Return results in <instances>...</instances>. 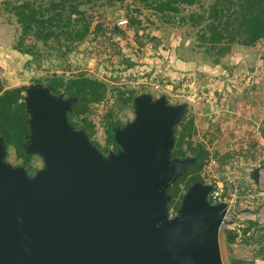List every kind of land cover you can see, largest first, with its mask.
<instances>
[{
    "label": "water",
    "instance_id": "water-1",
    "mask_svg": "<svg viewBox=\"0 0 264 264\" xmlns=\"http://www.w3.org/2000/svg\"><path fill=\"white\" fill-rule=\"evenodd\" d=\"M24 103L29 148L47 169L30 182L0 147V264H222L224 204L208 203V184L193 183L166 220V189L188 167L170 155L179 109L143 99L106 163L53 97Z\"/></svg>",
    "mask_w": 264,
    "mask_h": 264
},
{
    "label": "rangeland",
    "instance_id": "rangeland-1",
    "mask_svg": "<svg viewBox=\"0 0 264 264\" xmlns=\"http://www.w3.org/2000/svg\"><path fill=\"white\" fill-rule=\"evenodd\" d=\"M16 1L23 0H0V79L3 87L25 85L23 100L28 92H43L63 105L68 119V112L77 98L62 93L61 96L53 95L49 79L66 80L85 75L104 82V99L90 103L84 115L90 123L87 128H91L93 134L88 135L86 130L69 124L72 130L81 131L83 139L95 147L102 161L110 163L111 156L117 154L111 146L103 149L108 122L118 120L121 125H114L112 132L113 136L121 134L136 124L143 99L151 104L159 102L168 109H179L170 132L172 147L176 138L174 127L180 129L188 119L193 120L192 135L187 138L193 146L201 144L208 150L206 164L211 158L227 159L235 144L244 143L254 148L264 143V96L258 94V88H264V58L260 60L264 39L252 49L234 43L229 53L215 59L206 46L198 44L199 26L180 20L190 12H201L213 0L182 5L180 12L175 14L157 11L153 0H92L81 5L91 22L90 32L82 41L51 39L43 42L27 35L22 44L18 43L21 28L15 16L5 10ZM35 1L44 5L47 2ZM126 18L125 24H118ZM130 90L134 91L131 100L123 102ZM256 114L259 120H255ZM29 144L27 137L23 145L24 150L31 152V159L23 165L14 148L0 140L3 163L10 169L23 171L25 177L34 182L47 167L42 156L30 150ZM178 159H186L187 169L195 161L190 153ZM219 167L211 168L217 173ZM202 169L200 183L207 184L206 169ZM189 187L180 184L181 203ZM168 188L165 195L170 198L165 205L166 220L170 221L179 212L174 208L173 195L167 192ZM177 200L175 198V203ZM224 233L219 229L220 255L222 264H230L232 249L225 246Z\"/></svg>",
    "mask_w": 264,
    "mask_h": 264
},
{
    "label": "trees",
    "instance_id": "trees-1",
    "mask_svg": "<svg viewBox=\"0 0 264 264\" xmlns=\"http://www.w3.org/2000/svg\"><path fill=\"white\" fill-rule=\"evenodd\" d=\"M45 1H47L45 2L46 5L36 3L35 0L16 1L6 7L5 10L15 16L21 28V38L18 43L22 44L23 38L27 35L43 42L51 39L82 41L87 36L90 32V16L81 9V5L92 0ZM138 1L147 2L149 0ZM196 1L153 0L152 5L161 13L175 14L180 12L182 5H193ZM126 19L128 21V18ZM180 20L189 23L191 26H199L198 44L206 46L214 54L215 59H219V57L230 52L231 45L234 43L252 47L264 39V0H213L201 12H190L186 16H181ZM113 29L117 30L118 27H113ZM48 85L54 95L63 93L67 97L77 98V102L71 106V110L68 112L69 124L82 128L87 131L88 135H92L91 128H87L90 123L84 115L88 111L90 103H98L104 99L106 84L85 75H78L66 80L61 77H53L49 79ZM25 87V85H21L4 88L0 79V136L7 146L14 148L15 155L22 160L23 165L29 163L31 159V155L25 152L23 145L26 141V135L30 131L27 122L29 115L23 100ZM133 93L134 91L130 90L123 102L130 101ZM114 125H121V123L118 120L108 122L104 150H107L109 146L114 150L119 149V145L113 137L112 127ZM174 131L176 138L170 151L171 157L185 158L189 153L195 157V161L167 190L173 195L174 208L179 209L183 197L182 192H179L181 190L180 184L185 183V188H187L203 179V176L200 177L199 171L207 162L208 150L201 144L193 146L187 138L192 135L193 131L191 118L183 123L180 129L177 126L174 127ZM93 143L99 147L97 142ZM216 159L219 163L223 162L218 157ZM175 198H178L176 203ZM258 226L264 227L262 224ZM252 227L249 223L246 230L250 231ZM226 234V240L231 243L234 240V234L232 235L230 232ZM248 236H245L243 240Z\"/></svg>",
    "mask_w": 264,
    "mask_h": 264
},
{
    "label": "built area",
    "instance_id": "built-area-1",
    "mask_svg": "<svg viewBox=\"0 0 264 264\" xmlns=\"http://www.w3.org/2000/svg\"><path fill=\"white\" fill-rule=\"evenodd\" d=\"M126 22L127 19H124L118 24ZM211 167H219L217 173ZM204 168V179L210 186L206 199L211 205L224 204L220 229L233 233L234 243L238 244L250 234L246 230L244 214H253L264 206V188L248 174L252 170L264 168V143L254 148L244 143L235 144L229 157L222 163L211 158Z\"/></svg>",
    "mask_w": 264,
    "mask_h": 264
},
{
    "label": "crops",
    "instance_id": "crops-1",
    "mask_svg": "<svg viewBox=\"0 0 264 264\" xmlns=\"http://www.w3.org/2000/svg\"><path fill=\"white\" fill-rule=\"evenodd\" d=\"M246 49H252V47ZM262 58H264V52L261 54L260 60ZM258 94L264 96V88H258ZM262 118L264 119V116ZM257 119L259 120V116L256 114L255 120ZM252 137L256 136L252 135ZM248 174L264 188V168L252 170ZM244 217L247 225L250 223V226H253L250 235L245 240L238 244H235L234 240L229 243L226 240L227 234L224 233L225 246L232 249V252H229L230 264H264V227L258 226L264 225V206L253 214H244ZM248 220L249 222H247ZM257 229H260V231L257 232ZM256 232L257 236H255ZM231 234L233 235V233Z\"/></svg>",
    "mask_w": 264,
    "mask_h": 264
}]
</instances>
